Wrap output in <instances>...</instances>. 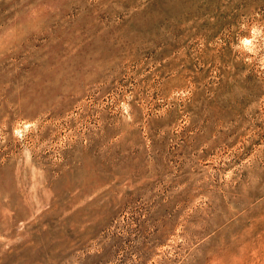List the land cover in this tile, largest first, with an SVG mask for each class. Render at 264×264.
Returning a JSON list of instances; mask_svg holds the SVG:
<instances>
[{"label":"rangeland","instance_id":"1","mask_svg":"<svg viewBox=\"0 0 264 264\" xmlns=\"http://www.w3.org/2000/svg\"><path fill=\"white\" fill-rule=\"evenodd\" d=\"M0 264H264V0H0Z\"/></svg>","mask_w":264,"mask_h":264}]
</instances>
